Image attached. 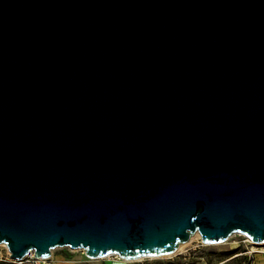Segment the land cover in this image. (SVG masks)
<instances>
[{"label": "water", "instance_id": "water-1", "mask_svg": "<svg viewBox=\"0 0 264 264\" xmlns=\"http://www.w3.org/2000/svg\"><path fill=\"white\" fill-rule=\"evenodd\" d=\"M264 244V0H0V243L164 257Z\"/></svg>", "mask_w": 264, "mask_h": 264}, {"label": "rangeland", "instance_id": "rangeland-1", "mask_svg": "<svg viewBox=\"0 0 264 264\" xmlns=\"http://www.w3.org/2000/svg\"><path fill=\"white\" fill-rule=\"evenodd\" d=\"M245 236L236 233L221 243H205L201 235L195 234L189 241L182 244L180 250L164 257L125 260L117 254H111L92 258L86 255L83 249L56 247L47 260L24 258L15 262L9 256L5 261L16 264H254L256 254L258 258L264 259V244L255 245L253 249L257 252L249 253V249H252L250 245L252 240L247 237L250 242H244ZM7 248L6 244L0 243L3 254L7 252Z\"/></svg>", "mask_w": 264, "mask_h": 264}, {"label": "built area", "instance_id": "built-area-1", "mask_svg": "<svg viewBox=\"0 0 264 264\" xmlns=\"http://www.w3.org/2000/svg\"><path fill=\"white\" fill-rule=\"evenodd\" d=\"M245 237H246V239H244V242H247V241L250 242V241L248 240L247 236H245ZM250 245H251L252 249H249L248 252H249V253H256L257 250H254L253 248H254L255 245H258V244L253 243V242H250ZM9 256H10V251H9L8 248H7V252H6L5 254H3L2 251L0 250V260H7V259L9 258ZM25 258H32V259H35V257H34L33 254H30V255H28V256L25 257Z\"/></svg>", "mask_w": 264, "mask_h": 264}, {"label": "crops", "instance_id": "crops-1", "mask_svg": "<svg viewBox=\"0 0 264 264\" xmlns=\"http://www.w3.org/2000/svg\"><path fill=\"white\" fill-rule=\"evenodd\" d=\"M254 264H264V259L258 258L256 254V258L254 259Z\"/></svg>", "mask_w": 264, "mask_h": 264}, {"label": "trees", "instance_id": "trees-1", "mask_svg": "<svg viewBox=\"0 0 264 264\" xmlns=\"http://www.w3.org/2000/svg\"><path fill=\"white\" fill-rule=\"evenodd\" d=\"M245 258H246V257H245ZM0 264H16V263L9 262V261H5V260H1V261H0Z\"/></svg>", "mask_w": 264, "mask_h": 264}, {"label": "bare ground", "instance_id": "bare-ground-1", "mask_svg": "<svg viewBox=\"0 0 264 264\" xmlns=\"http://www.w3.org/2000/svg\"><path fill=\"white\" fill-rule=\"evenodd\" d=\"M196 235L200 236V233H198V232H197V233H196ZM248 238H249V237H248ZM249 240H251V239H249ZM251 242H252V241H251ZM253 242H254V241H253ZM181 247H182V244H181V245H179V247H178V249H177V250H180V249H181ZM177 250H176V251H177Z\"/></svg>", "mask_w": 264, "mask_h": 264}]
</instances>
